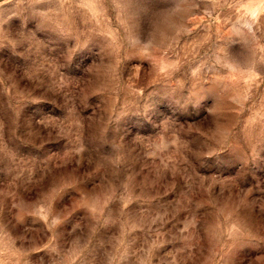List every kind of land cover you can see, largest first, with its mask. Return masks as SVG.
<instances>
[{
  "label": "clouds",
  "instance_id": "1",
  "mask_svg": "<svg viewBox=\"0 0 264 264\" xmlns=\"http://www.w3.org/2000/svg\"><path fill=\"white\" fill-rule=\"evenodd\" d=\"M22 2L27 8L20 17L7 24L0 18V85L7 74H48L47 64L72 86L63 103L79 101L77 143L87 132L90 155L115 154L121 164L135 152L153 177H145V190L175 188L169 208L157 201L123 235L126 264H252L253 250L264 253V0H92L100 16L83 8V0H55L54 6L53 0H0V8ZM77 39L85 44L68 60ZM225 59L252 69L251 84L232 78ZM165 65L171 67L161 71ZM245 90L247 100L234 103L233 95ZM254 111L261 115L249 124ZM217 126L226 135H216ZM25 136L23 122L0 101V172L17 167L31 174L19 159L31 155ZM160 142L168 150L153 154L151 145ZM208 177L228 188L226 202L213 199ZM190 179L195 190L185 192ZM3 196L0 264H54L55 256L42 255L26 239L15 203L6 210ZM205 203L215 210L211 222L207 210H194ZM229 211L227 223L240 225L233 232L216 223ZM94 251L95 264H103V245Z\"/></svg>",
  "mask_w": 264,
  "mask_h": 264
},
{
  "label": "rangeland",
  "instance_id": "2",
  "mask_svg": "<svg viewBox=\"0 0 264 264\" xmlns=\"http://www.w3.org/2000/svg\"><path fill=\"white\" fill-rule=\"evenodd\" d=\"M82 7L93 16L102 14L92 0H83ZM26 8L23 2L5 4L0 8V18L5 24L10 23L13 18L20 17ZM256 11L251 10V14L255 15ZM108 34L112 35L111 32ZM84 44L85 41L77 39L75 47H70L65 53V58L72 59ZM222 63L232 78L238 74L248 84L255 78L252 69L245 70L238 62L225 59ZM44 67L48 69V74L38 72L35 77L24 79L7 74V84L0 85V101L4 102L18 123L23 122L26 129L24 138L31 149V155L25 153L19 157L24 167L31 169L30 175L26 170L21 174V169L17 167H8L0 172V193L4 194L6 210L15 203L13 211L17 220L26 225V239L36 251L45 250L42 255L55 256L54 264H95L94 249L98 243L105 250L103 264H126L121 247L123 235L127 230L136 228L142 220L141 211H151L157 201H168L161 207L169 208L174 203L170 197L175 195V188L145 190V177H153L149 176L143 161L136 158L135 152L127 163L121 164L115 154L105 158L90 155L87 132L81 138L84 142L77 143L79 101L70 97L63 103L62 94L72 86L66 87L59 73L53 72L47 64ZM168 67L171 66L165 65L161 71ZM94 69L97 72L105 70L97 65ZM232 100L234 103L245 102L246 90L235 93ZM61 103L63 106H60ZM214 110L222 112L223 103H218ZM260 115L258 111L247 114L248 123H254ZM215 134L224 136L226 129L217 126ZM140 139L137 137V140ZM122 150V146H117V151ZM151 150L153 154L166 152L168 144H152ZM250 158V154L243 157L245 164ZM109 160H112L111 164ZM204 179L201 177V180ZM207 181L208 192L213 199L226 202L228 188L216 184L215 178L208 177ZM194 190V181L190 179L185 183V192ZM145 194L155 199L145 203L142 198ZM195 199L199 201L201 197L197 195ZM194 210H207L209 221L215 219L211 203H205L202 209L197 205ZM232 214V211L226 212L216 223L229 232L236 231L239 224L227 223ZM172 223L167 227H171ZM106 233L110 234L107 239ZM249 258L252 264H264V253L253 250Z\"/></svg>",
  "mask_w": 264,
  "mask_h": 264
}]
</instances>
